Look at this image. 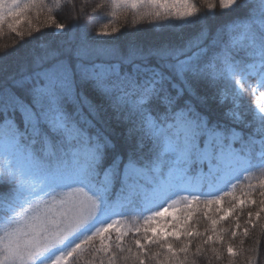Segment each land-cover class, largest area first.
Listing matches in <instances>:
<instances>
[{"label": "snow or ice", "instance_id": "obj_1", "mask_svg": "<svg viewBox=\"0 0 264 264\" xmlns=\"http://www.w3.org/2000/svg\"><path fill=\"white\" fill-rule=\"evenodd\" d=\"M107 7L112 17L144 8L141 18L182 34L147 46L100 39L115 27L89 37L86 25ZM45 9L44 26L66 39L41 40L26 73L0 83V264H188L191 241L174 247L170 239L193 236L206 237L194 255L209 246V264L224 250L228 264L245 252L244 264H264L259 240L234 249L224 239L230 230L216 227L247 205L257 209L247 213L252 227L264 213V198H251L264 178L244 198L234 195L254 171L264 177V0H100L90 13L76 0H0V29L7 23L23 40L26 22L29 36L39 33L29 13L39 19ZM65 9L71 24L52 14ZM210 17L228 19L213 31ZM186 27L195 31L183 34ZM8 55L5 47L0 59ZM201 197L206 206L232 201L219 219L205 212L203 233L189 225L191 211L176 215L178 200L190 210ZM130 211L150 214L133 229L121 221ZM239 228L237 217L232 238ZM129 233L140 237L135 251Z\"/></svg>", "mask_w": 264, "mask_h": 264}, {"label": "trees", "instance_id": "obj_2", "mask_svg": "<svg viewBox=\"0 0 264 264\" xmlns=\"http://www.w3.org/2000/svg\"><path fill=\"white\" fill-rule=\"evenodd\" d=\"M47 2V1H46ZM100 0H76L78 6L82 3L85 6L86 13H90L91 8L95 6L96 3H99ZM197 4L198 7H201V0H193ZM49 6L50 3L47 2ZM203 10V9H202ZM112 9L111 7H107L103 9L101 12L95 15V19L86 25L87 33L89 37L95 36L97 30H102L105 26H107V30L111 32L112 28L119 29L118 32L112 33L111 37H100V39H112L118 45H126L129 41L139 42L143 45H156L163 42H170V41H177L180 37L181 30L179 28H172L167 25L161 26L159 23H149L150 17L141 18L140 14L132 12L127 8H120L116 10L117 14L115 17L110 15ZM219 12V9L216 10ZM53 15H56L57 20L61 23L71 24L73 21L70 19L67 9L63 12L56 13L53 12ZM48 15L47 10L45 9L43 13H41L39 19L36 18L35 12L29 13V16L32 18L33 29L36 26H41V32L32 33V36H29L28 33L30 29L28 28L27 23L25 22L19 28L20 31L24 33V39L20 40L19 37L14 35L10 32L9 29H5L7 23L0 29V53L3 52L4 48L7 47L8 52L10 55L3 57L0 59V83L4 82L5 80H10L12 77H19L26 73L28 70L27 60L30 58V55L33 53H38L40 51L38 45L41 40H49L52 42L60 41L66 39L64 36H56L53 37L51 35L53 29L44 26L45 18ZM87 19V17H85ZM227 17H210L208 20V25L214 31L216 27L220 24L227 22ZM135 21V23H134ZM79 24L84 25L85 20L82 19L79 21ZM195 31L192 27L184 28V33L187 34L190 32ZM84 29L78 28L76 29L77 35H83ZM208 96V107L213 111L218 110V105L216 101L212 99V91H207ZM247 103L252 102V97L248 95L246 97ZM114 137L119 140L123 129L117 125L113 124V126L109 129ZM253 175L255 176L254 179L251 181L249 180H241V183L237 186L234 195L237 197L244 198L245 193H248L247 185L251 182L253 184L258 185V181L261 178L259 171H254ZM261 191L264 189H260L258 186L252 192L251 198L259 201L260 199L264 198L261 196ZM186 201L178 200L176 207L180 210L176 212L178 217H183L188 214L189 211L192 212V219L189 221V225L194 231L198 232H205L206 229L211 227L210 220L205 217V212L208 216L212 218L219 219L224 213L219 211L220 208H228L231 206V198L225 197L222 201V204H212L206 206V198H201L200 201L195 202L191 209H187L185 207ZM256 207L252 205L245 206L242 210L237 209L236 212L233 213L232 216L228 217V219L224 221H220L217 224V231L221 228H227L230 231L225 235L224 239L226 242H230L234 249H240L241 247L244 249H248L252 247L256 240L260 241L259 244V251L262 258H264V213L261 214L259 221L255 223V227L247 224L248 216L247 213L252 211L253 213L256 212ZM144 215V214H143ZM143 215H140L136 212L130 211L126 214L125 217L121 218L122 224H127L129 227L133 229L136 226H142L143 224ZM239 218L240 228L237 229V236L235 238L231 237V230L235 229L236 227V218ZM255 219V218H253ZM171 218H169L167 222L170 223ZM159 222V221H158ZM155 226V225H153ZM249 228V236L244 237L242 235L243 228ZM212 233L209 232V235ZM140 238L139 236L134 235L133 233H129L125 236V244L132 246L133 251H135L134 245H132V241L135 239ZM115 239V234H113V240ZM206 239L204 236H193L190 238L182 237L181 241H176L174 239H170V242L173 244L174 247H179L181 242H187L188 240L191 241V246L189 248L188 253V264H191L192 261H195V264H209V257L212 256L209 246H205L208 250H206L202 255L196 256L194 255L196 251V245L202 243V241ZM243 241V244H241ZM215 247L220 248L221 245L217 243L214 245ZM98 247V243H97ZM151 251H157L156 246H151ZM223 250V249H222ZM224 259L223 260H216L212 259L211 264H228V254L226 250L223 251ZM251 253L245 252L243 255H238L235 257V264H244L245 256L250 255ZM181 259H183V254H180ZM85 260L91 259L90 253H85L84 256ZM98 264V260L95 262ZM150 264H154V262H150Z\"/></svg>", "mask_w": 264, "mask_h": 264}, {"label": "rangeland", "instance_id": "obj_3", "mask_svg": "<svg viewBox=\"0 0 264 264\" xmlns=\"http://www.w3.org/2000/svg\"><path fill=\"white\" fill-rule=\"evenodd\" d=\"M46 1L49 2L50 5L52 4V0H46ZM192 2H193V0H192ZM127 9L131 10V11L134 12V13L137 12V14H140V13H142V12L145 11L144 8H140V9L137 10V11H134V10H132L131 8H127ZM5 29H8L7 26L5 27ZM225 190H227V189H225ZM181 195H184V194H181ZM172 199H173V200H176L177 198H176V197H172ZM168 203H171V201H168ZM153 211H159V208H154ZM149 214H150V213H144V215H149Z\"/></svg>", "mask_w": 264, "mask_h": 264}]
</instances>
